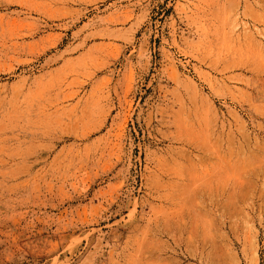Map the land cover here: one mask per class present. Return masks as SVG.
Returning <instances> with one entry per match:
<instances>
[{
	"label": "rangeland",
	"instance_id": "1",
	"mask_svg": "<svg viewBox=\"0 0 264 264\" xmlns=\"http://www.w3.org/2000/svg\"><path fill=\"white\" fill-rule=\"evenodd\" d=\"M0 264H264V0H0Z\"/></svg>",
	"mask_w": 264,
	"mask_h": 264
}]
</instances>
